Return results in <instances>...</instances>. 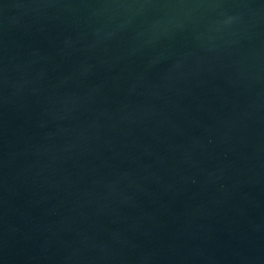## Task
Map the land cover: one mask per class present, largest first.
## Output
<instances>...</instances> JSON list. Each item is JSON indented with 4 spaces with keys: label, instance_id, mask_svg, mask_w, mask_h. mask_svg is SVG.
<instances>
[{
    "label": "water",
    "instance_id": "obj_1",
    "mask_svg": "<svg viewBox=\"0 0 264 264\" xmlns=\"http://www.w3.org/2000/svg\"><path fill=\"white\" fill-rule=\"evenodd\" d=\"M0 264H264V0H0Z\"/></svg>",
    "mask_w": 264,
    "mask_h": 264
}]
</instances>
